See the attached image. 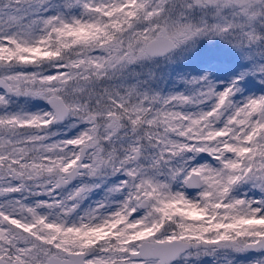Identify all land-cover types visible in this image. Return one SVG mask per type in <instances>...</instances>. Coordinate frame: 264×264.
<instances>
[{"label": "snow or ice", "instance_id": "obj_1", "mask_svg": "<svg viewBox=\"0 0 264 264\" xmlns=\"http://www.w3.org/2000/svg\"><path fill=\"white\" fill-rule=\"evenodd\" d=\"M0 264H264V0H0Z\"/></svg>", "mask_w": 264, "mask_h": 264}, {"label": "rangeland", "instance_id": "obj_2", "mask_svg": "<svg viewBox=\"0 0 264 264\" xmlns=\"http://www.w3.org/2000/svg\"><path fill=\"white\" fill-rule=\"evenodd\" d=\"M60 138H63V137H60ZM76 183H78L77 181H73V184H76ZM69 190H71L70 188H69ZM59 191V190H58ZM190 192H193L194 190H189ZM102 193H99V194H95V195H93L88 201H86L85 203H84V205H83V208H87L88 207V205L89 204H91V205H95V202L97 201V200H100L101 198H102ZM45 199H47V197H44Z\"/></svg>", "mask_w": 264, "mask_h": 264}]
</instances>
